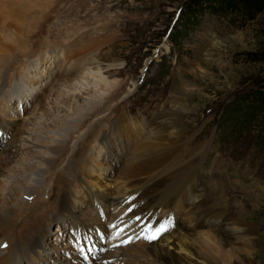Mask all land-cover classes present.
Masks as SVG:
<instances>
[{
    "label": "rangeland",
    "instance_id": "374dc122",
    "mask_svg": "<svg viewBox=\"0 0 264 264\" xmlns=\"http://www.w3.org/2000/svg\"><path fill=\"white\" fill-rule=\"evenodd\" d=\"M53 8H49V12L55 10L57 15L62 11V17L55 23L56 15L52 16L51 24L48 21L45 23L50 29L47 27L45 35H38L34 38L37 40H32L34 43L44 42V45H34L33 48H37L33 51L53 47L52 54H46V60L36 72L46 67H50V70L41 73L42 80L38 83L31 81L39 75L29 79L25 86L24 80L12 81L11 89L23 86L30 96L24 99V104L13 99L11 107L0 110V125L4 129L0 137V176L9 174V168L16 169V162L12 158L11 161L6 160L9 153L17 151L10 145L14 137L32 129L37 117L43 121L47 115H52L57 105L54 99L59 94L66 95L72 108L71 114L77 111L84 98L81 95L91 89L98 90L93 87L95 78L92 75L101 71V77H106L109 83H114L121 90L115 102L105 105L103 101L101 107L111 105L109 112L93 115L92 118L89 116L84 123L86 126H96L93 133L104 132V142L100 147L113 143L112 150L115 152L112 159L106 160V155L94 153L96 148H100L98 142L101 136L98 139L92 137L95 139L90 143V140L86 143L77 141V144L84 145L82 150L86 148L92 151L88 158L92 157L88 171L97 173L99 187L90 184V189H95L99 195L106 194V189H100L102 181L115 179L119 171L128 165L134 148L133 141L129 144L124 142L125 146L128 145L126 151L119 152L120 148H114L119 137L126 138L119 132L122 127L116 128L115 122L121 119L117 113H123L124 118L128 119L134 141L139 140L135 133L140 132V136L150 137L148 140L155 142L154 123L162 112L170 111L174 103L178 108L175 119L181 129L180 139L175 145L161 144L159 148L149 151L153 174L167 167L175 171L173 180H184L194 174L191 183H201L202 210L217 209L225 213L230 217L227 224L241 217L245 226L255 229L253 255L249 258L242 255L238 259L239 264H264V96L258 94H264V62L248 61L247 57L258 49L255 37L258 21L245 22L240 15L222 10L218 0H58ZM70 8L71 11L75 10V14L65 15L64 10L70 11ZM260 19V24L264 25V13ZM69 41H74V45H69ZM60 43L62 49L54 47ZM63 51L67 56H62ZM67 57L69 59H65ZM22 60L14 64V68L22 63L20 71H23L30 68L31 63L40 61L38 57ZM78 65L86 69L84 78L80 80L82 85L77 81L71 85L75 79L66 81V74ZM14 72L16 68L12 74ZM31 73L35 76L34 72ZM76 85L78 88L81 86L80 91L77 87L74 89ZM126 93L132 95L124 99ZM106 96L104 94L103 97ZM70 98L74 100L70 102ZM67 100L59 97L58 103ZM65 105L69 106L67 103ZM116 110L117 113H114ZM98 120L101 123L97 126L95 122ZM125 120L121 121V125L126 124ZM41 126L44 127L43 124ZM82 150H78L80 152L77 151L75 156L81 157ZM19 152L16 156L21 159ZM100 174L102 179L98 178ZM147 176L140 179L147 180ZM22 198L31 201V197ZM80 198L67 210L65 206L55 204L47 212L41 223V226L48 224V233L46 237L43 236L44 250L58 260L64 255L68 258L73 255L80 256L83 264H98L100 255L106 252L104 248L97 252L86 251L85 258L73 243L81 234L95 232L96 228L101 232V226L105 229L103 218L112 216L114 210L108 206L113 198L107 202L100 201V207L93 206L102 214V217L96 216L97 219L90 218L92 213L89 214L87 207L92 208L93 202L86 191H80ZM189 204L191 202L187 201L186 205ZM65 212L66 215H63ZM77 213L88 217L89 227L74 233L70 226L71 214ZM51 214L55 216L50 217ZM178 216L182 220L180 222L177 218L179 224L189 218L183 209ZM47 217H50L49 220ZM205 221L214 223V219L210 221L205 218ZM59 222L62 228H59ZM101 233L102 236L92 235L95 245L102 237L108 238L106 230ZM102 245L106 249L109 247L103 241ZM120 245L123 250L129 251L126 247L128 244L117 246ZM138 245L148 246L150 243L139 242ZM66 246L71 248L65 249ZM69 249L74 250L65 251ZM86 249L89 250V247ZM38 262L44 264L39 256H33L29 261ZM102 264L111 262L103 260Z\"/></svg>",
    "mask_w": 264,
    "mask_h": 264
},
{
    "label": "bare ground",
    "instance_id": "6f19581e",
    "mask_svg": "<svg viewBox=\"0 0 264 264\" xmlns=\"http://www.w3.org/2000/svg\"><path fill=\"white\" fill-rule=\"evenodd\" d=\"M57 2L58 0H0V110L8 106L11 107L13 99L20 100V103L24 104V99L30 96L29 91L25 90L23 86L11 89L12 81L24 80L25 86L29 79L39 75L36 80L31 81L38 83L39 80H42L41 73L44 70H50V67H46L41 72H36V69L46 60V54H52L53 47L47 45L49 50H39L41 49L39 48L33 51L37 48H33V46H38L40 43L33 41L37 40L34 38L38 35H45L48 23L51 24V20L54 19L52 16L57 13L55 10L49 12V8H53ZM71 9L70 11L63 9L65 15L75 14V10L71 11ZM61 13L62 11L56 15L55 23L62 17ZM46 21H48L47 25H45ZM63 31L65 32V30ZM60 32L62 31L60 30ZM75 33L76 31L73 34ZM70 43L72 42L69 41V45ZM72 44L74 45V41ZM54 47L62 49V44ZM65 53L66 51H63L62 56H67ZM32 57H38L40 61L31 63L30 68L27 67L23 71H20L22 63L16 65V72L12 74L15 69L14 64L22 59H24L22 61H29ZM80 66L78 65V67ZM78 67L72 68V71L66 74V81L75 79L72 83L70 82L71 85L75 81L82 85L80 80L84 78L86 69L84 66ZM31 72H34L35 76ZM100 72H95L92 75L95 78L93 87L98 90L91 89L86 94H82L81 96L84 98L83 101H79L81 104L78 105L77 111L71 114L72 108L70 103L68 104L66 95L59 94L56 98L54 97L58 106L56 105L54 110L52 109V115H47L43 121L41 117H37V121L32 123V129L12 138L11 148H15L17 151L9 153L10 156L6 160L9 161L12 158L16 162V169L9 168L10 171L7 170L10 172L9 174L0 176L4 179L2 182L0 181V264H42L41 262L29 263L33 256H39L44 264H83L80 256L72 255L68 258L64 255L68 252H63L64 257L58 260L44 250L43 240L45 241V238L43 236L46 237L48 224L41 226L53 205L65 206L66 210L71 208L73 202L77 203L80 198L81 190L86 191L92 199V208L87 207L89 214L92 213L90 215L92 219H97L96 216L102 217L101 211L98 212L93 206L100 207L102 205L100 201L107 202L113 198L108 208H112L114 212L112 216L107 215L103 218V223L106 224L105 229H102V226L99 227L101 232L106 230L108 238H101L100 242L95 245L92 235L102 236L100 230L96 228L95 232L81 234L73 243L85 258L86 251L91 253L104 248L106 252L100 255L101 259L97 260L98 264H102L103 260H108L111 264H239L238 259L242 255L251 257L256 244L254 241L255 229L245 226L241 217L227 224L230 217L225 213L218 212L217 209L202 210L204 201L199 193L201 183L197 185L191 183L194 174L184 180H173L172 175L175 171L170 167L153 174L154 169L151 165L152 158L149 157V151L159 148L161 144H174L180 139L181 129L176 125L177 120L175 119L177 115L175 112L178 108L174 103H172L171 110L162 112L154 123L155 142H150L148 140L150 137L140 136L142 134L140 132L135 133V137H139V140L134 141V136L130 132L131 125L127 124L128 119L124 118L123 113L118 114V110L114 112L121 118L115 122L116 128L121 129L119 126L122 127L120 131H117L126 137L125 139L119 137L114 143V148H120L119 152L126 151L128 145L125 146L124 142L129 144L133 141L135 149L133 148L134 152L132 150L126 168L119 171L115 179H110L113 181L112 183L102 181L100 189H106V194L99 195L95 189H90V184L99 187L96 182L97 173L88 171L92 157L88 158L90 154L92 155V151L89 152V149L86 148L82 150L84 145L77 144V141L81 140L86 143L90 140V143L95 139L92 137L96 136L98 139L101 136L98 146L103 144L104 132L93 133L96 126L93 124L90 127L91 124L86 126L84 123L89 116L92 118L93 115L109 112L112 109L111 105L107 108L101 107L103 101H105V105L115 102V99L119 98L118 93L121 90V88L115 87L114 83H109L110 81L108 82L106 77H101ZM66 84L68 83L66 82ZM76 87L77 85L74 89ZM80 87H77L78 91H80ZM104 94L107 95L105 98ZM131 95L126 93L124 99ZM59 97L67 101L58 103ZM72 100L74 99L70 98V102ZM65 102L69 106H66ZM124 119H126V124L123 126L121 121ZM41 123L44 127L41 126ZM100 123V120L95 122L97 126ZM0 130L1 137L4 133L2 125H0ZM16 143L19 145L16 146ZM64 149L66 150L64 151ZM96 149L94 153L97 155L101 153L104 157L106 155V160L112 159L113 152H115L112 150V142ZM102 149H104L103 152ZM78 150L83 151L81 157L75 156ZM18 151L22 156H20L21 159L16 156ZM87 152L89 153L85 156ZM77 159L79 160L77 161ZM101 176V174L98 175V178L102 179ZM145 176L148 177L147 180L140 179ZM67 188H71V190L68 191ZM23 196L31 197V201L25 200L22 198ZM163 196H170V198ZM187 201H190L191 204L186 205ZM74 208H78V206H74ZM182 209L189 218L183 224H179L177 218L179 220L178 215ZM53 215L51 214L50 217L55 216ZM63 215H66V212ZM71 215L70 226L73 227L74 233L79 232L80 229L84 230L86 226L89 227L88 217L85 214ZM50 217H47V220ZM130 217L135 220L139 231L149 228L150 231L147 233L151 234L161 225L166 226L167 231L161 233L156 240L149 241L150 245L148 246L138 245L139 242H130L126 246L129 251L123 250V247L121 245L118 247L116 243L121 242L127 233L123 230L119 237L113 239L112 234L116 228H111L110 225L115 224L119 227L127 223ZM205 218L210 221L214 219V223L206 222ZM179 221L182 222V220ZM96 222L98 221L96 220ZM62 227L63 225L60 224L59 228ZM103 240L109 245L107 249L105 245H102ZM86 247H89V250ZM71 250L74 249L65 251Z\"/></svg>",
    "mask_w": 264,
    "mask_h": 264
},
{
    "label": "trees",
    "instance_id": "16d2710c",
    "mask_svg": "<svg viewBox=\"0 0 264 264\" xmlns=\"http://www.w3.org/2000/svg\"><path fill=\"white\" fill-rule=\"evenodd\" d=\"M222 10H230L235 14L240 15V18L245 21L257 20L255 37L258 40V49L252 54H248V61L262 63L264 62V25L258 20L264 13V0H218ZM264 96L263 93H258Z\"/></svg>",
    "mask_w": 264,
    "mask_h": 264
},
{
    "label": "snow or ice",
    "instance_id": "6c2138e0",
    "mask_svg": "<svg viewBox=\"0 0 264 264\" xmlns=\"http://www.w3.org/2000/svg\"><path fill=\"white\" fill-rule=\"evenodd\" d=\"M137 219H139V218H137ZM112 227H113V228H116V231L114 232V234H113V236H112V238L115 239V238H117V237H119V236L121 235V233L123 232V229H122V228H117V226H115V225H113ZM149 231H150L149 228H145V232H149ZM165 231H167L166 226L161 225L160 228H157L154 232H151V234L146 235V236L144 237V239L149 240V241L156 240L157 237H158L161 233H163V232H165ZM102 239H104V237H102ZM121 243H122V244H127V243H129V240H123V241H121Z\"/></svg>",
    "mask_w": 264,
    "mask_h": 264
},
{
    "label": "water",
    "instance_id": "95a60500",
    "mask_svg": "<svg viewBox=\"0 0 264 264\" xmlns=\"http://www.w3.org/2000/svg\"><path fill=\"white\" fill-rule=\"evenodd\" d=\"M155 56H156V54H155ZM151 61V60H150Z\"/></svg>",
    "mask_w": 264,
    "mask_h": 264
}]
</instances>
